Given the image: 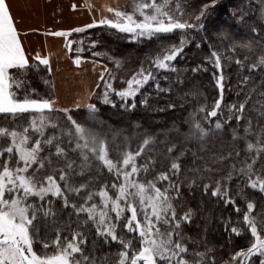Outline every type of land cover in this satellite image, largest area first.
I'll list each match as a JSON object with an SVG mask.
<instances>
[{
  "label": "snow or ice",
  "instance_id": "6c2138e0",
  "mask_svg": "<svg viewBox=\"0 0 264 264\" xmlns=\"http://www.w3.org/2000/svg\"><path fill=\"white\" fill-rule=\"evenodd\" d=\"M218 3L132 0L130 6L121 7L105 2L95 9L99 19L94 16L92 23L70 32L49 33L67 37L72 32L106 26L135 40L160 41L139 68L121 81L126 87L116 89V75L104 66L99 77L102 93L85 88L74 101L76 110L86 112V119L78 121L73 109L57 107L51 79L44 80L47 91L43 94L31 87L29 74L39 72L40 66L51 77V58L39 53L30 57L6 0H0V264H217L206 238L194 241L204 244L203 251L189 249L191 238L185 236L183 225L191 223L194 212L186 206L185 187L190 191L200 188L204 196L242 213L245 230L251 236L250 246L236 251L231 264H264V206L256 212V203L246 191L264 194V75L258 86L254 80L257 70L264 74V0H241L240 22L245 24L246 16L251 19L257 14L260 20L246 23L252 35L239 40L229 30L206 26L210 9ZM86 6L91 13L94 6ZM170 36H176L177 42L165 43ZM190 44L197 48L207 44L210 49L206 62L216 70L213 77L220 98L205 119L224 116L223 122L217 119L213 126L209 121L205 127L190 115L185 121L186 131L173 126L170 131L174 135L159 142L153 134L144 132L136 150L131 148L130 136H124L121 144L117 143L120 134L101 130L95 100L116 107L110 99L115 95L126 109H135L138 95H143L141 103L148 106L149 97L142 94L146 86L152 85L157 94L171 93L173 83L164 88L160 77L173 73L177 77L174 83H183L174 62ZM96 46L93 40L91 48ZM66 47L71 51L72 42ZM102 55L92 52L93 57ZM82 59L75 58L77 68ZM225 61L248 72L240 79L245 87L237 92L243 99L228 106L226 113L221 107ZM113 62L117 69L122 67L121 60ZM201 68L198 65L192 71ZM163 79L167 82L168 76ZM100 87L98 83L96 89ZM176 106L171 102L168 108ZM198 111L205 112V107ZM233 119L244 122L243 136L235 128L231 134L233 144L238 140L246 144L240 166L231 163L222 174L223 169L213 168L208 162L197 165V160L204 159L198 152L203 153L213 137L219 139L224 126ZM253 136L255 143L250 139ZM188 153L191 164L185 162ZM239 155L237 152L236 157ZM210 159L211 164L228 161L232 153L221 151ZM105 172L109 179H105ZM237 198L245 202L246 210L237 205ZM178 208L186 210L178 212ZM230 223L226 222V231ZM231 233L242 235L237 227H231ZM114 244L118 246L115 253L103 251Z\"/></svg>",
  "mask_w": 264,
  "mask_h": 264
},
{
  "label": "trees",
  "instance_id": "16d2710c",
  "mask_svg": "<svg viewBox=\"0 0 264 264\" xmlns=\"http://www.w3.org/2000/svg\"><path fill=\"white\" fill-rule=\"evenodd\" d=\"M194 2L198 4L199 0H194ZM205 2H207V0H205ZM131 3L132 0H129L124 5H121V7L130 6ZM242 7L241 0H219L216 8L210 9L211 15L205 21V24L210 30H229L235 34L234 38L237 40L248 38L252 34L246 27V23L257 22L260 20V16L257 14L251 19L246 16L245 24H242L239 20L240 16L243 14L241 11ZM252 11L256 12L257 10L253 7ZM232 12H235L236 15L232 16ZM225 18L229 20L227 23L222 20ZM93 40L97 43L95 48H91V42ZM69 41L72 42V48L71 51H69L71 58L80 56L83 59L98 60L106 63V67L109 71L112 70L111 62L113 60H121L122 69L118 76L120 78L113 84L118 90L122 87H126L121 81L129 78L132 71L138 69L146 56L152 53L160 43L158 40H135L128 34L118 33L115 29H108L106 26L87 29L83 33L72 32V34L68 36V42ZM80 41H83L82 45L80 44ZM169 42H177V37L170 36L166 38L165 43ZM78 47H82L83 51L78 53L76 51ZM217 48L222 50L219 44H217ZM93 51L101 52L103 55L100 57H93ZM209 52L210 49L207 44H202L200 48L195 47V44L188 45L185 48L183 56L178 57L177 61L174 62L175 66L181 70L183 83L176 85L174 83L177 79L175 74L163 73L160 77L161 86L167 88L168 83L172 82L173 90L171 93L157 94L152 85L146 86V88L142 90V94L148 95L149 97L147 107L141 103L143 95H138L136 97L135 109H126L119 98L115 95L110 96V99L116 104V107H112L110 104L105 105L99 100H95L94 102L99 109L98 120L102 122L104 128H108L109 133L120 132L122 140L124 136H130L132 150L137 149L138 143L142 140V134L144 132L153 134L156 137L157 142H159L164 140L166 136L172 137L174 135V133L170 131L173 126L180 127L186 131L188 125L185 121L190 115H195V118L200 120L205 127L208 126L209 121L213 126L217 119H220L221 122H223L225 119L224 116H218L216 118L208 117L205 119L206 112H210L215 101L220 98L219 89L216 87L215 79L213 77V73L216 70L212 67L210 62H206ZM115 55L120 57L115 59ZM240 55L242 58L243 53H240ZM248 55L252 59H255V56L252 53H248ZM224 63L226 65L224 69L226 79L224 82L225 90L221 107L226 113L228 106L235 103L238 99H243V95L241 94V96L238 97L237 92L245 87L240 84V79H242L243 76L248 75V72L246 70L241 71L234 63L231 65H228L226 61ZM198 65L202 66L201 70L193 72L192 69L196 68ZM126 68L127 71H125ZM203 68H206L207 71H204ZM164 75L168 76L167 82L163 79ZM261 75L264 74H261L258 70L254 74V80L257 82V86L259 85ZM29 79L31 80V87L43 94L47 91V86L44 84V80H52V76L49 77L47 72L44 71L43 66H40V71L36 72L33 70V72L29 74ZM99 83L101 84L100 89L95 88L98 94L102 93L103 90V83L101 81H99ZM186 93L187 95H185ZM171 102L177 104L174 109L168 108V105ZM128 103L130 104L131 101ZM202 106L205 107V112L198 111ZM251 108L252 105L250 104L249 109ZM71 109H73V116L75 119L78 121L86 119V112L84 109ZM250 114L255 115L254 112ZM255 123L256 121L254 119L253 124L255 125ZM233 128L238 130L240 136L244 135V122L241 121L238 123L233 119L229 124L224 126L222 135L219 139L213 137L208 145H206L203 153L198 152V155H203L204 159L197 160V165H202L203 163L208 162L213 168L223 169L222 174L227 173L228 165L231 163H236L237 167L240 166V161L246 156V144L243 140H238L234 144L232 143L231 134ZM250 139L255 143L254 136L250 137ZM191 147L194 151L196 150L195 145H192ZM221 151H223L225 155L231 151L232 159L211 164L210 158ZM237 152L240 153L239 157H236ZM143 162V160L139 161V163ZM185 162L188 164L192 163L191 153L187 154ZM217 175H220V173ZM148 178L151 179L152 176L150 175ZM105 179H109L106 172ZM235 185L236 182L233 181V189H235ZM182 191L184 193L186 206L191 207L194 212L191 223H185L183 225L185 236L191 238V241L188 244L190 251L192 249L203 251L204 244L202 242L197 244L194 241H203L206 238L208 246L213 249V252L210 253V255L215 256L217 264H224L225 261H227L228 264H231V256L236 251L246 249L250 246L251 236L250 233L245 230L242 213L237 214L231 205L225 207L222 202H218L210 196H204L202 189L200 188H193L190 191L185 187ZM246 191L249 193L250 198L256 203V212H259L261 206H264V194L260 193L258 190L253 191L251 189H246ZM237 205L241 207L242 211L246 210L245 202L239 198H237ZM185 210L186 208H178V212ZM229 220L231 223L228 224L226 231V222ZM231 227H237L240 229L242 235L236 236L231 233ZM89 243H91V237H89ZM117 250L118 246L115 244L112 245L111 249H103L104 252L111 251L112 253H115Z\"/></svg>",
  "mask_w": 264,
  "mask_h": 264
},
{
  "label": "crops",
  "instance_id": "0c3cea01",
  "mask_svg": "<svg viewBox=\"0 0 264 264\" xmlns=\"http://www.w3.org/2000/svg\"><path fill=\"white\" fill-rule=\"evenodd\" d=\"M129 0H6L10 13L21 33L22 43L31 56L39 53L50 57L53 68L52 81L55 85L57 107L75 108L74 101L85 88L93 90L99 83L100 73L104 71L102 62L82 59L79 68L74 64L66 47L67 37L49 33L70 32L77 27L92 23L93 17L99 19L95 9L105 2L124 5ZM93 5L90 13L86 5ZM73 5H76L75 9ZM26 33V35H25ZM72 68V72L70 71ZM56 78H63V89L56 87ZM76 79V81H75ZM66 80V81H65ZM66 87V88H65Z\"/></svg>",
  "mask_w": 264,
  "mask_h": 264
},
{
  "label": "rangeland",
  "instance_id": "374dc122",
  "mask_svg": "<svg viewBox=\"0 0 264 264\" xmlns=\"http://www.w3.org/2000/svg\"><path fill=\"white\" fill-rule=\"evenodd\" d=\"M223 21H225L226 23L229 21L227 18H225V19H222ZM125 34V33H124ZM125 38V37H124ZM120 56H117V55H115V59H117V58H119ZM112 63V70H111V72L114 74V75H116V80L117 79H119L120 77H118L119 76V74H120V72H121V69H122V67L120 68V69H117V67H116V65H115V63H113V61L111 62ZM110 63V64H111ZM102 64L103 65H107L106 63H103L102 62ZM109 64V63H108ZM70 71L72 72V68H70ZM125 71H127V68L125 69ZM125 71H124V73H125ZM56 80V87H57V89L60 91V88H61V86H63V81H64V79L63 78H56L55 79ZM115 80V81H116ZM66 81V80H65ZM75 81H76V79H75ZM114 81V82H115ZM114 82H113V84H114ZM66 88V87H65ZM63 89V87L61 88V90ZM102 131H105V132H109L108 131V128H102L101 129ZM112 133H118V134H120V132H112ZM109 140L111 141V135L109 136ZM119 141H121V142H119ZM117 143H123V140L121 139V137H119L118 138V140H117ZM112 155H114L115 156V153H112Z\"/></svg>",
  "mask_w": 264,
  "mask_h": 264
}]
</instances>
